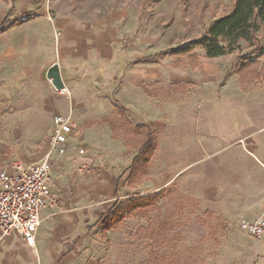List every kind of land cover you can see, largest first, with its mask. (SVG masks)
<instances>
[{
  "label": "rangeland",
  "instance_id": "obj_1",
  "mask_svg": "<svg viewBox=\"0 0 264 264\" xmlns=\"http://www.w3.org/2000/svg\"><path fill=\"white\" fill-rule=\"evenodd\" d=\"M233 3L234 0H0V24L7 23L0 33V144L9 150V155L0 157V169L20 157L40 161L52 122V86L44 76L55 63L64 82L80 84L76 91L105 100L102 114L114 124H118L119 112L130 103L120 101L121 96L136 98V107L129 108L135 109L138 119L132 121L142 119V112L151 104L148 109L154 112L153 118L160 113L169 117L168 130L174 134L182 130L173 127L179 115L182 121L192 111L209 113L210 103L216 99L219 112L211 121L218 127L210 135L214 138L212 147L220 150L251 130V140L264 152V114L258 112L264 104V80L262 85L255 84L241 93L234 73L237 53L206 60L198 51L199 64L194 69L189 60L165 54L199 39L215 20L231 11ZM72 28L78 35H68ZM258 38L264 44V25ZM76 40L81 45H76ZM250 52L242 45L239 54ZM81 84L85 86L83 91ZM58 97L70 99V92L65 89ZM226 126L231 127L227 134L223 133ZM158 136L162 145L152 173L165 170L174 175L185 164L173 159L168 164L161 163L168 142L163 141L160 132ZM206 142L207 137L200 136L194 145L201 148ZM172 144L169 142V146ZM188 144L185 139L184 145ZM233 144L222 150L216 158L218 162L224 163L229 155L234 162L242 158L241 146ZM131 150L134 153L133 147ZM202 158L200 155L196 159ZM184 160L187 163L188 158ZM202 167L205 165L199 166ZM191 171L194 170L183 178L194 174ZM249 176L258 177L252 170ZM207 183L185 181L183 185L175 181L154 209L126 218L107 231L101 224L94 225L107 212V208L98 210L88 223L90 227L78 237H65L59 228L52 236V262L39 263L37 258L35 262L263 264L264 237L248 236L238 222L217 219L206 201L192 198L193 190L198 193ZM142 191L137 189L135 193ZM109 199L104 196L97 201L109 206ZM79 206L73 210L79 212ZM80 226H84L83 221Z\"/></svg>",
  "mask_w": 264,
  "mask_h": 264
},
{
  "label": "crops",
  "instance_id": "obj_2",
  "mask_svg": "<svg viewBox=\"0 0 264 264\" xmlns=\"http://www.w3.org/2000/svg\"><path fill=\"white\" fill-rule=\"evenodd\" d=\"M74 34L78 35L76 28H72L68 35L72 37ZM81 43L76 40V45H81ZM53 45L52 38V45H50V47L52 46V50L50 49L52 60ZM75 59L79 58L75 56ZM195 67L190 66L192 69ZM58 69L65 89L70 92V99L59 98L58 96L62 94H59L52 87V109L49 110L52 112V120L56 116H69L75 128L70 134L62 136L64 154L50 156V164L52 165L51 195L55 200V208L42 212L43 221L35 234L33 247L27 246L21 236L16 233H11L3 238L0 235V264H36V258L39 263L41 261L52 262V236L59 228L65 237L74 235L78 237L84 228L90 227L88 223L92 217L98 214V210L107 208V212L96 223L110 211L115 203L123 201L131 195L146 196L161 190L166 192L175 181H182L184 185L185 181L199 183V181L207 180L208 183L203 190L198 193L193 190L192 198L195 200L202 198L201 201H206L211 206L210 211L213 216L217 219L222 218L226 223L231 224L235 221L238 222L239 226L241 221L253 222L264 213V183L262 182L264 181V152L260 151L259 144L251 140L253 132L246 130L243 137L228 144V146H233V143L238 142L241 146V155L243 151L242 158L235 159L236 162H234L233 156L229 155L225 158L224 163L218 162L216 159L221 155L222 150L228 147L224 145L220 150L213 148L214 138L210 137L218 127L215 123L212 124V121L215 120L214 115L219 112L216 110V104L219 100L215 99L210 103L212 109H208L209 113L207 110L203 112L192 111L182 121H180L181 115H179L180 119L176 118L177 121L174 122L173 127L182 130L178 129L179 132L176 131L174 134V131L168 130L169 117L165 118V115L160 113L155 115L156 119L153 118L154 112L148 109L151 104L148 105L150 107L146 105L148 108L142 112L144 113L143 116H140L142 119L138 122L132 121V119H138L135 116V109L129 108L136 107L134 103L136 98L121 96L120 101L130 103L127 104L128 108L119 112L118 124H114L113 120L107 119V116L102 114L101 105L105 100L93 93L76 91L79 88L77 85L80 84L64 82L59 66ZM263 82L257 83V86L262 85ZM238 86L241 93L248 91V88L245 90L242 88L239 79ZM82 87L83 91L85 86ZM32 108L35 109V107ZM44 112L50 114L49 111ZM251 112L256 113V110L252 109ZM258 112L264 114V104ZM144 126L151 127L156 132L155 151L150 160L147 177L134 186L127 187L125 182L129 175V167L137 155L138 142L143 139V136H134L135 129ZM230 129L231 127L226 126L223 133L227 134ZM34 130L35 128H33ZM51 132L52 122L48 138ZM159 132L164 137L163 141L168 142V145L165 146L168 150L163 152L161 163L168 164L169 159H173L176 160L177 164H185L174 175H170L165 170L152 173V167L155 164L154 159L160 145H162L158 136ZM200 136H206L208 142L198 148L194 142L195 138ZM185 139L189 140L188 145H184ZM169 142L174 145L169 146ZM132 147L134 153L131 150ZM171 149L176 150L172 151ZM47 151L48 139L40 160L44 158ZM80 151L83 153L79 154ZM255 151L258 155L254 153ZM200 155L203 158L198 161L196 158ZM186 157L188 158L187 163L184 160ZM15 160L24 165L36 162L23 157ZM243 160L244 162H242ZM201 165H205V168H199ZM6 166L0 170L5 169ZM190 170H194L191 171L194 174L191 173L188 177L183 178L186 173H190ZM197 170L200 171L195 173ZM251 170L255 171L258 177L251 176L250 178L249 172ZM122 171L124 176L121 178ZM122 180L123 182H121ZM137 189H142V193H135ZM104 196L110 198L108 200L109 206H105L104 201L103 203L97 201L99 198L104 199ZM78 204L80 211L75 212L73 207ZM82 221L84 222L83 227L80 226Z\"/></svg>",
  "mask_w": 264,
  "mask_h": 264
},
{
  "label": "trees",
  "instance_id": "obj_3",
  "mask_svg": "<svg viewBox=\"0 0 264 264\" xmlns=\"http://www.w3.org/2000/svg\"><path fill=\"white\" fill-rule=\"evenodd\" d=\"M7 23L0 25V33ZM264 25V0H234L231 11L215 20L207 32L195 41L188 42L165 54L171 57H183L195 67L203 52L205 59H216L237 53L235 59V74L244 90L264 80V44L258 42V33ZM251 50L250 53L239 54L241 46ZM134 134V133H133ZM135 137L143 136L140 140L137 155L129 167L126 179L127 187H132L147 177L150 160L154 153L156 132L148 126L135 129ZM9 155V150L0 145V156ZM164 190L146 196L131 195L127 199L115 203L110 211L96 223L101 224L103 231L119 226L124 219L154 209L157 201L164 196ZM95 225V226H96Z\"/></svg>",
  "mask_w": 264,
  "mask_h": 264
},
{
  "label": "built area",
  "instance_id": "obj_4",
  "mask_svg": "<svg viewBox=\"0 0 264 264\" xmlns=\"http://www.w3.org/2000/svg\"><path fill=\"white\" fill-rule=\"evenodd\" d=\"M65 90L58 92L64 93ZM75 128L69 116H56L52 120V132L48 138V151L38 162L24 165L12 161L0 170V235L16 233L24 243L33 247L35 234L43 219L41 214L55 208L51 195L52 165L50 156L63 155V135ZM83 152L80 151L79 154ZM239 228L255 239L264 237V213L253 222L241 221Z\"/></svg>",
  "mask_w": 264,
  "mask_h": 264
},
{
  "label": "water",
  "instance_id": "obj_5",
  "mask_svg": "<svg viewBox=\"0 0 264 264\" xmlns=\"http://www.w3.org/2000/svg\"><path fill=\"white\" fill-rule=\"evenodd\" d=\"M45 80L48 81L55 91L60 92L65 89L62 82L58 65L49 67L45 72Z\"/></svg>",
  "mask_w": 264,
  "mask_h": 264
}]
</instances>
